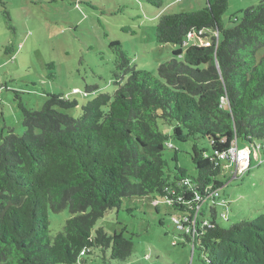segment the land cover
Here are the masks:
<instances>
[{"label": "trees", "instance_id": "obj_1", "mask_svg": "<svg viewBox=\"0 0 264 264\" xmlns=\"http://www.w3.org/2000/svg\"><path fill=\"white\" fill-rule=\"evenodd\" d=\"M228 6V0H208L204 9L160 17L157 42L177 48L176 58L159 66V79L137 70L112 43L116 77H129L116 82L114 95L94 98L79 117L63 112L78 103L62 96H50L40 111L20 105L25 132L9 130L0 145V264H82V252L86 264L94 249L126 262L132 240L109 236L104 228L93 233L110 210L121 209L125 199L148 197L174 210L167 201L220 188L226 166L220 154L236 143L264 145V54L258 57L264 0L229 28L223 23ZM190 35L209 44L184 50ZM171 139L208 142V150L193 147L196 176H188L176 158L169 170L164 154ZM214 206L212 226L199 229L194 241L185 236L194 251L206 264H264V215L224 228ZM64 210L73 216L53 239L48 212Z\"/></svg>", "mask_w": 264, "mask_h": 264}, {"label": "rangeland", "instance_id": "obj_2", "mask_svg": "<svg viewBox=\"0 0 264 264\" xmlns=\"http://www.w3.org/2000/svg\"><path fill=\"white\" fill-rule=\"evenodd\" d=\"M262 1L228 0L223 23L232 27L245 11ZM207 4L208 0H0V145L9 130L24 134L21 104L40 111L50 96H62L78 103L63 112L79 117L94 98L114 95L116 82L125 84L129 77L123 74L117 79L112 43L121 46L137 70L159 79V66L176 58L177 48L157 42L160 17L201 10ZM206 39L199 40L209 44ZM199 40L188 37L184 50ZM262 54L264 49L258 57ZM160 129L171 133L163 122ZM170 143L172 148L164 154L169 170L177 160L188 176H196L193 147L208 150V142L171 139ZM259 145L239 144L240 149H251L248 169L237 174L235 165L224 167L220 198L215 206L211 201L203 205L205 218H211L213 206L224 228L264 215V145ZM156 199L157 205L149 197L125 199L121 209L110 210L95 226L94 235L104 228L109 236L119 234L132 240L134 249L128 261H113L109 250L94 249L86 256V264H206L205 256L194 251L193 244L173 224L175 211L161 198ZM48 215L53 239L73 216L69 210L49 211Z\"/></svg>", "mask_w": 264, "mask_h": 264}, {"label": "built area", "instance_id": "obj_3", "mask_svg": "<svg viewBox=\"0 0 264 264\" xmlns=\"http://www.w3.org/2000/svg\"><path fill=\"white\" fill-rule=\"evenodd\" d=\"M189 37L193 38L195 37V35H190ZM204 44L205 43H201L200 45ZM250 154V148L240 149L238 144L236 143L229 152L220 154L219 159L228 163V165H226L225 167L229 166V164L235 165L238 174L244 173V171L248 169ZM188 183L189 181H185L183 184L188 185ZM218 197L219 189H216V191L212 193H209L207 189L202 191L201 193H197L196 196L189 201H183L181 197H176L174 200L167 201L168 205L175 206V214L172 218V221L177 230L194 241L195 238L199 235V229H202L204 226H212L208 219L203 215V205L210 199L216 200ZM152 203L157 205L159 202L155 201ZM176 204L179 206L178 208H176ZM201 222H203V224H200ZM84 256L85 252H82L79 261L83 260Z\"/></svg>", "mask_w": 264, "mask_h": 264}, {"label": "crops", "instance_id": "obj_4", "mask_svg": "<svg viewBox=\"0 0 264 264\" xmlns=\"http://www.w3.org/2000/svg\"><path fill=\"white\" fill-rule=\"evenodd\" d=\"M194 38V37H193ZM199 39H204V40H206V38H203V37H201V38H199ZM202 42L199 40V42L197 43V44H201ZM82 264H85L84 262H82Z\"/></svg>", "mask_w": 264, "mask_h": 264}, {"label": "clouds", "instance_id": "obj_5", "mask_svg": "<svg viewBox=\"0 0 264 264\" xmlns=\"http://www.w3.org/2000/svg\"><path fill=\"white\" fill-rule=\"evenodd\" d=\"M83 260L80 261V263H82Z\"/></svg>", "mask_w": 264, "mask_h": 264}, {"label": "water", "instance_id": "obj_6", "mask_svg": "<svg viewBox=\"0 0 264 264\" xmlns=\"http://www.w3.org/2000/svg\"><path fill=\"white\" fill-rule=\"evenodd\" d=\"M82 262H84V261H82Z\"/></svg>", "mask_w": 264, "mask_h": 264}]
</instances>
